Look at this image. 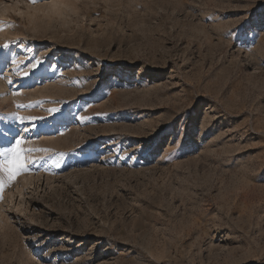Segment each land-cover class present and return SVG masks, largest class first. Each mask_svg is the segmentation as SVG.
<instances>
[{
    "label": "rangeland",
    "instance_id": "374dc122",
    "mask_svg": "<svg viewBox=\"0 0 264 264\" xmlns=\"http://www.w3.org/2000/svg\"><path fill=\"white\" fill-rule=\"evenodd\" d=\"M4 122L0 264H264V0H0Z\"/></svg>",
    "mask_w": 264,
    "mask_h": 264
},
{
    "label": "snow or ice",
    "instance_id": "6c2138e0",
    "mask_svg": "<svg viewBox=\"0 0 264 264\" xmlns=\"http://www.w3.org/2000/svg\"><path fill=\"white\" fill-rule=\"evenodd\" d=\"M37 0H32V3H36ZM66 6V5H65ZM4 48H8L9 45H3ZM14 64L16 63L15 60L12 61ZM42 63L41 60H35V62L31 63V69L26 71L23 75L28 77L32 74V72ZM25 67L28 65L25 64ZM9 83L11 84L12 81L10 80ZM18 107H28V105H18ZM51 113H56L59 109L53 107L49 109ZM14 119L18 120L21 124L25 123V117L23 116H15ZM37 119L36 117H29L27 118L29 123H34ZM21 133L27 132V128H23L20 130ZM27 140L25 135L20 134L14 140V144L4 150H0V173H3L7 180L0 179V200H2V192L6 187V184H10L14 182L18 176L28 172L29 165L32 163H36V160L32 158L30 154L34 152H44L47 151L46 149H37L32 147H26Z\"/></svg>",
    "mask_w": 264,
    "mask_h": 264
},
{
    "label": "bare ground",
    "instance_id": "6f19581e",
    "mask_svg": "<svg viewBox=\"0 0 264 264\" xmlns=\"http://www.w3.org/2000/svg\"><path fill=\"white\" fill-rule=\"evenodd\" d=\"M35 20V19H34ZM5 86V85H4ZM16 86V85H15ZM1 94H3V92L1 93ZM7 95V94H6ZM4 97H5V94H4ZM5 98H7V97H5ZM17 98V97H16ZM4 100V99H3ZM7 100V99H6ZM9 100V99H8ZM5 101V100H4ZM3 101V102H4ZM3 104V103H2ZM5 104L7 105V103L5 102ZM11 103H9V105H10ZM9 105H7V106H9ZM14 105V104H13ZM15 106V105H14ZM10 107V106H9ZM13 107V106H12ZM8 111V110H7ZM6 113V112H5ZM14 115V114H13ZM8 116V115H7ZM7 116H5V117H7ZM12 116V115H11ZM14 117V116H13ZM9 119H10V117H9ZM13 119V118H12ZM6 120H7V118H6ZM15 120V119H14ZM11 121V120H10ZM13 121V120H12ZM11 121V122H12ZM5 123V130H3V134L2 135H0V141L1 140H3V139H9L10 138V136H11V129H9V124H8V122H4ZM27 123V122H26ZM21 124V123H20ZM21 126H23L24 128H27L28 129V132L30 131V132H32V131H34L35 130V126H34V124L33 123H30V124H21ZM26 133V132H25Z\"/></svg>",
    "mask_w": 264,
    "mask_h": 264
}]
</instances>
